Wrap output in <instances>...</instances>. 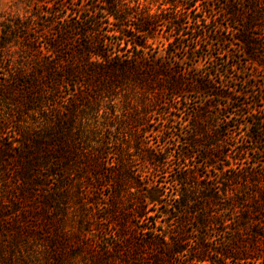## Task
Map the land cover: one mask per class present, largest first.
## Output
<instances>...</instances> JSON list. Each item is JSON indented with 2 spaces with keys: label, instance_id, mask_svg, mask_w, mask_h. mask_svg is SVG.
<instances>
[{
  "label": "trees",
  "instance_id": "1",
  "mask_svg": "<svg viewBox=\"0 0 264 264\" xmlns=\"http://www.w3.org/2000/svg\"><path fill=\"white\" fill-rule=\"evenodd\" d=\"M155 1L0 25V264H264V0Z\"/></svg>",
  "mask_w": 264,
  "mask_h": 264
},
{
  "label": "rangeland",
  "instance_id": "2",
  "mask_svg": "<svg viewBox=\"0 0 264 264\" xmlns=\"http://www.w3.org/2000/svg\"><path fill=\"white\" fill-rule=\"evenodd\" d=\"M34 1L35 0H0V25L7 23L8 22L7 19H14V17L16 16L28 15L29 12L32 11V7H34ZM57 1L58 3L60 2V0H57ZM62 1H64L67 8L63 10L62 9L57 10V13L55 15L56 18L63 16V15L67 17H71V16L85 17L87 15L92 14V11L87 10V8L84 5H82L86 0H62ZM139 3L143 7L150 8L151 11H155L158 6V2H156L155 0H139ZM215 7H216L215 11H213L212 13L216 15V13L218 14L217 11H219V8H217L218 4H216ZM218 19H219V22L222 21V16L218 17ZM102 25L103 27H107L106 24H102ZM162 42L166 43V41L163 38H162ZM197 103H199L197 102V98H193V97H190L186 101H182V104H180L182 108L181 109L182 117L187 119L189 115L184 114L185 110L188 108L191 109L192 107H195ZM163 107L165 106L164 105L162 107L159 106V108L155 111V116H158L160 114V112L164 109ZM157 121L158 120H151L150 124L148 125V129L151 130L153 129V127H158L159 124ZM153 135L154 134H152V137ZM151 141H153V138ZM259 155L260 154H256V156H259Z\"/></svg>",
  "mask_w": 264,
  "mask_h": 264
}]
</instances>
